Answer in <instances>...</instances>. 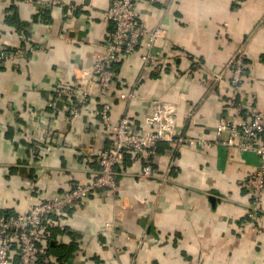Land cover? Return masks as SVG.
I'll use <instances>...</instances> for the list:
<instances>
[{
	"label": "crops",
	"instance_id": "obj_1",
	"mask_svg": "<svg viewBox=\"0 0 264 264\" xmlns=\"http://www.w3.org/2000/svg\"><path fill=\"white\" fill-rule=\"evenodd\" d=\"M0 0V50L27 48L0 63V212L17 215L63 192L70 180L90 182L113 137L95 110L105 101L113 121L128 115L138 131L153 99L177 107L176 134L153 158L157 175L126 152L117 190L98 189L52 217L44 235L47 261L59 264H264L261 228L244 225L255 152L224 143L223 118L235 99L264 114V0L140 2L141 20L163 31L145 65L144 39L115 63L114 85L100 97L91 67L113 24L112 0ZM34 47L31 50V47ZM245 53L241 89L230 61ZM86 79L90 102L70 122L61 86ZM133 91L129 100L120 94ZM197 139L190 144L187 139Z\"/></svg>",
	"mask_w": 264,
	"mask_h": 264
},
{
	"label": "built area",
	"instance_id": "obj_2",
	"mask_svg": "<svg viewBox=\"0 0 264 264\" xmlns=\"http://www.w3.org/2000/svg\"><path fill=\"white\" fill-rule=\"evenodd\" d=\"M38 2L41 0H21ZM154 3L157 0H112L106 10L107 19L113 24V29L104 50L91 67V73L98 78L100 97L108 96L114 85L116 70L114 64L123 57L137 51L144 39H147V49L143 54L145 65H154L156 57L153 47L156 39L162 34V27L149 28L140 16V2ZM56 3L57 0H52ZM34 47H31L33 50ZM27 48L2 50L0 63L4 60L21 57ZM245 53L238 52L230 61L231 85L236 91L241 89L245 75ZM89 86L86 79L78 77L74 85L61 86L57 90L56 100L64 102L70 122H75L90 102ZM120 96L129 100L135 96L133 91L122 92ZM234 113L223 118L219 123L218 133L227 131L230 136L224 143L247 152H255L260 162L247 177L246 185L250 190L251 199L244 225L260 227L262 215V198L264 194V114L251 105L229 101ZM112 106L105 101L95 110L106 129L113 137V144L104 148L99 154V173L90 182L82 183L70 180L60 194L49 197L34 204L27 212L9 215L0 212V264H54L47 261L49 250L43 244L44 235L50 227V219L64 214L66 208L82 201L98 189L109 188L117 190L119 185L118 164L126 152H132L143 163L144 177L157 175L154 167V156L161 141L170 140L176 134L177 107L162 99H153L151 111L146 117L148 128L138 131L128 115L118 121L111 116ZM190 144L197 139L189 138Z\"/></svg>",
	"mask_w": 264,
	"mask_h": 264
},
{
	"label": "trees",
	"instance_id": "obj_3",
	"mask_svg": "<svg viewBox=\"0 0 264 264\" xmlns=\"http://www.w3.org/2000/svg\"><path fill=\"white\" fill-rule=\"evenodd\" d=\"M0 53H1V50H0ZM59 264H69V263H68V260H62Z\"/></svg>",
	"mask_w": 264,
	"mask_h": 264
}]
</instances>
